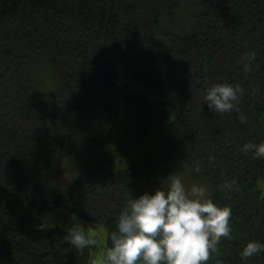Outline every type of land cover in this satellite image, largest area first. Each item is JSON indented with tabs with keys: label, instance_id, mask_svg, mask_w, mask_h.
Masks as SVG:
<instances>
[{
	"label": "trees",
	"instance_id": "1",
	"mask_svg": "<svg viewBox=\"0 0 264 264\" xmlns=\"http://www.w3.org/2000/svg\"><path fill=\"white\" fill-rule=\"evenodd\" d=\"M188 1L0 0V264H89L97 247L64 239L76 213L113 229L170 173L231 207L207 264H264L239 255L264 241V158L242 147L264 141V0H193L192 30L165 25ZM225 81L242 91L213 111L206 90Z\"/></svg>",
	"mask_w": 264,
	"mask_h": 264
},
{
	"label": "clouds",
	"instance_id": "2",
	"mask_svg": "<svg viewBox=\"0 0 264 264\" xmlns=\"http://www.w3.org/2000/svg\"><path fill=\"white\" fill-rule=\"evenodd\" d=\"M240 91V85L219 82L207 88L205 100L213 111H231ZM242 147L264 158V141ZM207 192L202 184L186 187L180 175L170 173L154 191L128 199L115 228L101 236L94 227L73 224L64 239L77 250L100 248L91 264H207L221 238L231 236L232 215L229 205H219ZM261 250L264 241L248 240L239 255L247 260Z\"/></svg>",
	"mask_w": 264,
	"mask_h": 264
},
{
	"label": "rangeland",
	"instance_id": "3",
	"mask_svg": "<svg viewBox=\"0 0 264 264\" xmlns=\"http://www.w3.org/2000/svg\"><path fill=\"white\" fill-rule=\"evenodd\" d=\"M186 1H188V0H186ZM172 3V2H171ZM171 3L169 4V5H171ZM205 8H206V6H204L203 4H201V3H195L193 0H190V1H188V3H186L185 4V6L182 8H180L179 9V6H176V7H174V10H176V11H178L177 13V20L176 21H174V22H172V21H167L166 22V24L165 25H167V26H170V27H172V28H174V29H176V30H182V31H186V32H189V30H192L193 29V27H192V25H194V23H195V21H196V17L197 16H199V13H203L204 11H205ZM176 45L178 46V42H176ZM175 48V47H174ZM174 50V49H173ZM176 51V50H175ZM174 51V52H175ZM161 55V54H160ZM162 57V56H161ZM160 57V58H161ZM164 60H166V63H167V65H169V69H171V66H173L174 64H170V62H168V59H170V57H166V56H164ZM181 58V57H180ZM179 58V59H180ZM184 58V57H183ZM136 61V60H135ZM138 62H140V61H136V63H138ZM147 62H150V60H149V58L147 59L146 58V60H144V65L145 66H148V65H146V64H148ZM145 66H143L142 65V71L143 72H145L146 71V69H145ZM225 68V67H224ZM222 66H220L219 67V70H223L224 69ZM168 69V68H167ZM225 69H227V68H225ZM146 74H148V73H146ZM167 75H161V76H158V78H160V79H164L165 77H166ZM136 78L138 79V80H143V82L145 81H149L148 80V77H145V76H143V75H141V74H136ZM191 84L192 83H189V85H188V87H190L191 88ZM152 85V84H151ZM151 89L153 90V91H155L156 92V90H158V92H159V94L161 95L163 92H164V90L162 89L161 90V88L158 86H156V85H152V87H151ZM140 91V90H139ZM157 93V92H156ZM170 99L172 100V103H173V107H167L166 109H165V111L163 112V115L164 114H168L169 112H170V110L172 109V110H174V115L175 116H177V114H178V112H179V110H180V106H179V103H180V101H179V98H178V95H176L175 93H172V94H170ZM231 135H232V137H234L235 139L236 138H239L238 136H237V134H235V132H233V133H231ZM236 136V137H235ZM94 147H99V145H95ZM109 148V147H108ZM95 155V158H100V157H103V156H105V152L103 151V150H99V149H97L94 153H93V156ZM140 175V174H139ZM137 178V177H136ZM135 178V179H136ZM182 180L184 181V183H185V185H186V187H190L192 184H187L186 182H185V178H183L182 177ZM62 181H64V180H62ZM192 181V180H191ZM198 184V183H197ZM160 186V184H157L156 186H152L151 188H147L146 186H143V185H138V190H137V193L138 194H140V193H142V192H144V191H154L157 187H159ZM77 195H75V197H76ZM79 197H80V195H78ZM77 196V197H78ZM75 197H71L72 198V200H74V198ZM58 199H62L61 197L60 198H55V200L56 201H59ZM79 200H81L80 198H79ZM100 200H101V197H100ZM71 204H73V203H71ZM70 204V205H71ZM96 208V207H95ZM88 215V214H87ZM89 217H92V218H94V215H88ZM49 219V218H48ZM45 221H47V218H45ZM74 223L75 224H82V225H84L86 228L87 227H89V226H91V227H94V228H96L97 230H98V234L99 235H103L105 232H107V229H106V227H105V225L103 224V223H101V222H98V221H94V222H92V221H90V220H88L87 221V219H83L78 213H76V217H75V220H74ZM99 252H100V248H97L96 250H94L92 253H91V258H90V263L89 264H91V260H92V258L94 257V256H97V255H99Z\"/></svg>",
	"mask_w": 264,
	"mask_h": 264
}]
</instances>
